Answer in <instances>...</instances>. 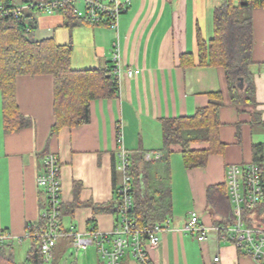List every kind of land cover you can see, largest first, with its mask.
Masks as SVG:
<instances>
[{
    "label": "crops",
    "instance_id": "1",
    "mask_svg": "<svg viewBox=\"0 0 264 264\" xmlns=\"http://www.w3.org/2000/svg\"><path fill=\"white\" fill-rule=\"evenodd\" d=\"M71 1L78 9L86 7V0ZM224 2L129 0L118 31L104 23L67 17L61 10L44 17L36 14L45 10L32 12L37 24L34 37L70 46L74 70L113 72V49L119 39L124 70L141 72L129 77L123 71L120 78L113 73L119 89L113 96L91 101L90 122L65 126L58 132H53V75L17 78V102L24 118L31 122L19 130H7L0 92V229L11 234L8 243L13 252L16 243L29 239L28 225L41 223L44 191L37 177L44 170L47 153L58 154L61 163L62 228L111 232L118 225L114 167L121 145L132 157L162 151L163 120L193 116L209 104L210 94L221 92L220 138L225 151L211 155L205 167L187 168L180 147L172 146V211L161 223L169 220V228L160 233L159 245L150 250V255L154 264H264L222 240L208 202V187L227 181L229 165L264 159V7L252 12L251 72L260 115L255 120L251 111H239L232 103L224 67L202 63L205 57L199 42L209 43L215 37V11ZM191 147L201 150L209 145L195 143ZM192 211L199 213L207 227L205 241L184 230ZM30 248L31 244L28 252ZM69 248L78 249L74 236L60 237L52 259L46 263L62 264ZM94 249L95 260H91L89 248L81 249L85 250V264H106ZM73 264H79L78 258ZM122 264L137 262L128 253Z\"/></svg>",
    "mask_w": 264,
    "mask_h": 264
},
{
    "label": "trees",
    "instance_id": "2",
    "mask_svg": "<svg viewBox=\"0 0 264 264\" xmlns=\"http://www.w3.org/2000/svg\"><path fill=\"white\" fill-rule=\"evenodd\" d=\"M57 0H0L6 9L21 11L0 19V92L3 95L6 128L15 131L31 122L21 113L16 92V80L22 75L51 74L55 79L53 132L61 128L79 127L90 122V104L96 98L113 96L119 86L111 70H74L71 67V47L56 44L53 39H36L37 24L31 11H42V5ZM64 1L59 10L67 17H76L75 4ZM28 5L27 9L23 6ZM264 7V0H225L215 11V37L209 42L200 41L202 63L224 67L229 83L232 103L239 111H251L255 120L257 113L256 88L251 72L253 65V19L254 8ZM30 11V12H29ZM243 78V89L240 88ZM210 102L199 108L195 115L164 119L163 157L147 161L144 153L131 156L134 178V208L130 218L138 228L163 223L172 211L171 165L172 146L178 145L187 168L205 167L209 157L222 154L226 145L220 138V110L224 105L223 94H210ZM207 143V149H192V144ZM118 185L120 176L114 167ZM117 217L120 197L117 192ZM210 212L217 226L228 227L235 222L234 207L228 191V182L208 187ZM264 215V209H258ZM264 220V217H263ZM44 224V223H41ZM39 226V225H38ZM38 226L28 225L32 235ZM31 248L23 263L16 261L9 243L0 246V264H47L40 240L31 236ZM264 260H261L263 262ZM264 263V262H263Z\"/></svg>",
    "mask_w": 264,
    "mask_h": 264
},
{
    "label": "built area",
    "instance_id": "3",
    "mask_svg": "<svg viewBox=\"0 0 264 264\" xmlns=\"http://www.w3.org/2000/svg\"><path fill=\"white\" fill-rule=\"evenodd\" d=\"M129 0H86L85 9L75 8L80 18L94 23H104L118 31L119 19L127 11ZM45 11L54 13L64 6V1H54L43 4ZM25 5L23 8L27 9ZM21 9H6L0 5V19L9 15H18ZM113 73L120 78L123 71L133 77L139 74V69L124 70L121 60L119 39L113 49ZM122 142V137L120 138ZM162 152L145 153V160H160ZM116 170L120 176L117 192L120 197V212L118 225L111 232L92 228L88 232L75 229L65 231L61 225L64 209L62 197L61 163L58 154L49 152L45 156L44 170L38 175L37 183L44 191V210L41 214V224L31 235L40 240L44 260L49 262L60 237L74 236L78 249L94 246L106 264H122V259L130 253L137 264H154L150 250L160 242V233L169 228V220L165 224L138 228L130 218L134 208L135 187L132 175L131 154L121 145ZM228 191L234 207L235 222L228 226H217L222 240L234 244L238 249L251 256L256 261L264 260V215L258 209H264V159L246 165L232 164L227 167ZM185 232L196 234L199 241L207 239V227L201 222L199 213L192 211ZM8 231L0 229V246L11 240ZM219 258H216L218 261Z\"/></svg>",
    "mask_w": 264,
    "mask_h": 264
},
{
    "label": "rangeland",
    "instance_id": "4",
    "mask_svg": "<svg viewBox=\"0 0 264 264\" xmlns=\"http://www.w3.org/2000/svg\"><path fill=\"white\" fill-rule=\"evenodd\" d=\"M15 3H21V0H14ZM32 13V11H31ZM38 17H44L45 15H48V12L46 11H43V12H40L39 14L37 13L36 14ZM31 239H27L26 242H22L20 243H16L15 244V258H16V261L17 262H24L25 259H26V256L27 255V252H28V249L30 247V244H31ZM94 246H90L89 247V253H90V257H91V260L96 258V252H95V247L93 248ZM84 255H85V250H79V249H76V248H69L68 251H67V254L65 255V258H64V261H62V264H73V261L76 260V258H78L79 260V264H85V259H84ZM264 262V261H263Z\"/></svg>",
    "mask_w": 264,
    "mask_h": 264
},
{
    "label": "water",
    "instance_id": "5",
    "mask_svg": "<svg viewBox=\"0 0 264 264\" xmlns=\"http://www.w3.org/2000/svg\"><path fill=\"white\" fill-rule=\"evenodd\" d=\"M240 88L243 89V78H241V83L239 84Z\"/></svg>",
    "mask_w": 264,
    "mask_h": 264
}]
</instances>
